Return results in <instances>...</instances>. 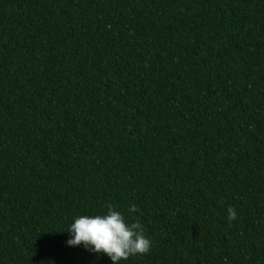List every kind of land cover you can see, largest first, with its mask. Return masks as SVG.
<instances>
[{
    "label": "trees",
    "instance_id": "trees-1",
    "mask_svg": "<svg viewBox=\"0 0 264 264\" xmlns=\"http://www.w3.org/2000/svg\"><path fill=\"white\" fill-rule=\"evenodd\" d=\"M106 204L119 264H264V0H0V264H112Z\"/></svg>",
    "mask_w": 264,
    "mask_h": 264
},
{
    "label": "clouds",
    "instance_id": "clouds-1",
    "mask_svg": "<svg viewBox=\"0 0 264 264\" xmlns=\"http://www.w3.org/2000/svg\"><path fill=\"white\" fill-rule=\"evenodd\" d=\"M105 208L106 213L78 215L66 230L70 236L67 245L83 246L98 257L105 255L112 264H119L131 256L147 254L151 240L145 236L142 223L138 219L129 223L124 214L112 204H106ZM128 211L136 213L139 208L132 205ZM227 211L231 224L237 218L236 212L232 206Z\"/></svg>",
    "mask_w": 264,
    "mask_h": 264
}]
</instances>
